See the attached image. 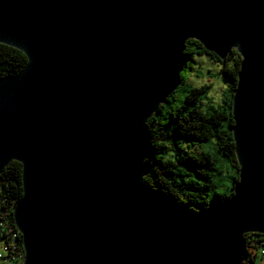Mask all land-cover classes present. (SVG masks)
Here are the masks:
<instances>
[{
    "label": "water",
    "instance_id": "water-1",
    "mask_svg": "<svg viewBox=\"0 0 264 264\" xmlns=\"http://www.w3.org/2000/svg\"><path fill=\"white\" fill-rule=\"evenodd\" d=\"M240 58L231 98L238 180L178 212L140 183L148 119L178 88L185 43ZM0 43L27 59L0 78V173L23 264H242L264 235V0H0Z\"/></svg>",
    "mask_w": 264,
    "mask_h": 264
},
{
    "label": "trees",
    "instance_id": "trees-1",
    "mask_svg": "<svg viewBox=\"0 0 264 264\" xmlns=\"http://www.w3.org/2000/svg\"><path fill=\"white\" fill-rule=\"evenodd\" d=\"M191 55H207L214 62L221 64L220 73L228 82L225 104L205 114L199 103L207 94L208 87L204 85L191 89L185 84L181 88L182 82L186 81L181 72V82L169 98L177 101L179 89L185 96L171 114V123L162 120L161 110L164 109L162 105L146 122V128L151 135L152 154L148 160L151 168L140 184L147 192L169 203L175 211L197 213L208 206L228 200L232 195L233 185L238 180L239 167L234 157L231 135L233 122L230 112L240 58L236 50H232L225 61L221 62L214 55L207 53L199 43L187 40L184 59ZM25 63L27 59L23 53L0 43V78L18 75ZM195 147L198 151L194 149ZM212 149L216 150L232 168V174L229 176L230 185H223L218 181L220 169L212 157ZM20 165L11 161L0 173V223L5 219V226L12 228L13 231L15 227L12 209L22 194ZM179 170H186L187 174L194 178V182L190 185L185 181L179 182L176 179ZM4 237L3 234L0 235V242ZM263 238L264 235L260 234L244 235L245 262L255 263L256 254L251 253L249 249L254 248V244L261 243ZM16 243L19 248H23L21 239H17ZM251 243L253 246L250 247Z\"/></svg>",
    "mask_w": 264,
    "mask_h": 264
},
{
    "label": "rangeland",
    "instance_id": "rangeland-1",
    "mask_svg": "<svg viewBox=\"0 0 264 264\" xmlns=\"http://www.w3.org/2000/svg\"><path fill=\"white\" fill-rule=\"evenodd\" d=\"M227 65H229L227 63ZM221 64L214 62L207 55H191L184 60L183 67L181 72L186 77V81L182 82L181 88L185 84L188 85V88H200L204 85L208 87V92L205 97L200 101L199 105L201 110L208 114L214 109L221 108L225 104V98L227 97L226 89L228 82L220 73ZM183 96L185 93L182 90L177 91V101L171 100L168 98L163 106L164 109L161 110V118L163 121H169L171 123V114L177 109L180 101H183ZM187 104V103H186ZM196 151L198 149L194 148ZM213 159L216 161V165L220 169L219 178L217 177L220 184L230 185L231 179L229 176L232 174V168L229 164L220 157L219 153L212 149L211 151ZM176 179L179 182H187L189 185L194 182V178L187 174L186 170H179L176 176ZM5 251L3 249L2 243L0 242V256L4 257ZM254 264H264L256 260ZM0 264H17L14 261H11L10 258L4 257L0 259ZM242 264H250L249 262L243 261Z\"/></svg>",
    "mask_w": 264,
    "mask_h": 264
},
{
    "label": "built area",
    "instance_id": "built-area-1",
    "mask_svg": "<svg viewBox=\"0 0 264 264\" xmlns=\"http://www.w3.org/2000/svg\"><path fill=\"white\" fill-rule=\"evenodd\" d=\"M13 210V209H12ZM5 220V219H4ZM2 221L0 223V235H4V240L1 242L3 249L5 251L4 257H8L11 259V261L16 262L17 264H21V253H24L23 248H19L18 243H16L17 239L21 238L20 233L16 230H12V228H8L5 226L6 220ZM250 247L253 246V244H249ZM254 248H250L249 250L251 253L256 254V258L259 255V257L264 258V238L262 239L261 243L254 244ZM3 256H0V259L4 258Z\"/></svg>",
    "mask_w": 264,
    "mask_h": 264
},
{
    "label": "crops",
    "instance_id": "crops-1",
    "mask_svg": "<svg viewBox=\"0 0 264 264\" xmlns=\"http://www.w3.org/2000/svg\"><path fill=\"white\" fill-rule=\"evenodd\" d=\"M256 260H258L260 263L264 262V258L259 257V255L255 259V262H257Z\"/></svg>",
    "mask_w": 264,
    "mask_h": 264
},
{
    "label": "bare ground",
    "instance_id": "bare-ground-1",
    "mask_svg": "<svg viewBox=\"0 0 264 264\" xmlns=\"http://www.w3.org/2000/svg\"><path fill=\"white\" fill-rule=\"evenodd\" d=\"M24 262V253H21V264Z\"/></svg>",
    "mask_w": 264,
    "mask_h": 264
}]
</instances>
